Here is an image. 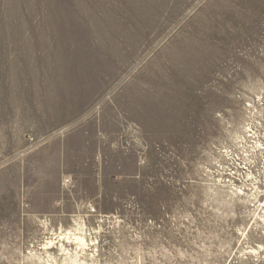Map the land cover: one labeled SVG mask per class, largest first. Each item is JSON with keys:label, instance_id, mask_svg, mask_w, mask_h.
I'll list each match as a JSON object with an SVG mask.
<instances>
[{"label": "rangeland", "instance_id": "obj_1", "mask_svg": "<svg viewBox=\"0 0 264 264\" xmlns=\"http://www.w3.org/2000/svg\"><path fill=\"white\" fill-rule=\"evenodd\" d=\"M10 107L0 264H264V0H0Z\"/></svg>", "mask_w": 264, "mask_h": 264}, {"label": "crops", "instance_id": "obj_2", "mask_svg": "<svg viewBox=\"0 0 264 264\" xmlns=\"http://www.w3.org/2000/svg\"><path fill=\"white\" fill-rule=\"evenodd\" d=\"M13 111L15 112V110L13 109V107H10L7 110L6 116H4V118L5 117L7 118V122H5V123L4 122H0V159H2V160L5 159V158L10 157L12 153H15L16 154L17 152H19L23 148V143L25 142V140L23 138L22 139L21 138H16L15 140H13V139H7L6 136L4 135L3 131H2V129L5 126H12V127H15V126L16 127H19V126H21L18 112H16L14 114ZM0 119H1V117H0ZM35 126H37L36 123H35ZM59 139L60 138H55L54 141H51V139H50V140H48L47 143H45L46 146H47V148H48V145L51 144L50 142H55L57 146L52 147V148H56V152L58 154L61 153V149H60V147H58V144L61 143L59 141ZM62 139H68V137H63ZM45 149H44L43 153L45 152ZM34 157H36V156H34ZM34 157H30L29 160L36 159ZM35 165H36V160H35L34 165H32V162H31L30 165H29V167L30 168L37 167ZM40 167H42V166L40 165Z\"/></svg>", "mask_w": 264, "mask_h": 264}, {"label": "built area", "instance_id": "obj_3", "mask_svg": "<svg viewBox=\"0 0 264 264\" xmlns=\"http://www.w3.org/2000/svg\"><path fill=\"white\" fill-rule=\"evenodd\" d=\"M30 140H33L32 138ZM64 182H69L68 178H65ZM86 213L88 215H94L97 213L95 206H93L92 204H88L86 207Z\"/></svg>", "mask_w": 264, "mask_h": 264}, {"label": "bare ground", "instance_id": "obj_4", "mask_svg": "<svg viewBox=\"0 0 264 264\" xmlns=\"http://www.w3.org/2000/svg\"><path fill=\"white\" fill-rule=\"evenodd\" d=\"M78 239L82 242H84L83 238L82 237H79V236H76V240L78 241ZM79 242V241H78ZM48 243V242H47ZM50 243V242H49ZM84 244V243H83ZM85 245V244H84Z\"/></svg>", "mask_w": 264, "mask_h": 264}]
</instances>
